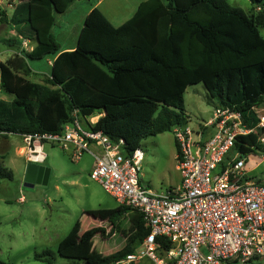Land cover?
Masks as SVG:
<instances>
[{
	"label": "trees",
	"instance_id": "trees-1",
	"mask_svg": "<svg viewBox=\"0 0 264 264\" xmlns=\"http://www.w3.org/2000/svg\"><path fill=\"white\" fill-rule=\"evenodd\" d=\"M72 1L19 0L9 19L3 13L2 21L36 45L0 62L1 89L14 95L11 101L0 99V135L60 132L77 112L88 128L101 130L113 142L124 140V149L133 152L146 137L189 121L184 95L198 83L214 105L237 110L249 126H257L253 107L264 99V0H251V13L228 0H144L120 25L94 6L77 46L60 51L54 25ZM21 39L9 41L20 45ZM55 54L51 77L33 81L28 60ZM95 116L98 120L89 122ZM261 134L259 128L238 136L233 150L243 156L261 153ZM12 177V170L0 163V178ZM127 210L135 231L131 243L106 256L86 253L74 259L108 264L136 251L150 232L142 213L120 205L108 213V222L115 232ZM100 229L104 235L105 229L90 228L79 245ZM158 240L171 246L164 237ZM34 257L54 264L50 250ZM0 264L13 263L0 259Z\"/></svg>",
	"mask_w": 264,
	"mask_h": 264
},
{
	"label": "built area",
	"instance_id": "built-area-1",
	"mask_svg": "<svg viewBox=\"0 0 264 264\" xmlns=\"http://www.w3.org/2000/svg\"><path fill=\"white\" fill-rule=\"evenodd\" d=\"M23 45L33 50L28 49L29 39ZM253 110L259 119L255 127L241 112L223 106H216L197 126L190 121L175 125L181 181L161 192L141 181L142 148L128 152L124 140L113 142L101 130L84 126L77 112L60 132L23 138L29 162L45 161V143L71 148L73 159L91 153V177L120 205L142 213L150 232L141 248L108 264H264V177H249L248 162L255 153L243 156L233 150L238 136L259 128L264 146V99ZM89 122L94 123L93 117ZM158 237L171 246L161 245Z\"/></svg>",
	"mask_w": 264,
	"mask_h": 264
},
{
	"label": "rangeland",
	"instance_id": "rangeland-1",
	"mask_svg": "<svg viewBox=\"0 0 264 264\" xmlns=\"http://www.w3.org/2000/svg\"><path fill=\"white\" fill-rule=\"evenodd\" d=\"M7 1L3 12L10 14L9 8L19 0ZM98 1L74 0L67 11L57 15L54 34L61 46L77 39L78 27L84 23L85 12ZM142 1L144 0H101L98 6L117 25L125 21ZM228 2L248 13L253 11L251 0ZM1 17L0 11V22H4L0 23V38L11 42L9 35L16 34V31L14 33L12 24L2 21ZM261 30L264 33V28ZM3 46L0 41V47ZM22 46L25 48L23 43ZM31 46L29 42L28 49ZM23 48L22 50H26ZM15 49L20 50L19 46ZM47 62L46 57L33 60L34 66H47ZM0 99L11 101L14 95L2 89ZM184 100L192 126L209 119L216 107L209 101V94L203 83L188 86ZM81 121L88 127L85 118H81ZM21 147H24V151H21ZM141 148L144 151L140 170L143 184L161 192L180 183L178 151L172 130L146 137ZM27 151V143L22 135L10 134L8 139L0 135V163L13 172L11 179L0 178L1 260L13 264H46L34 256L50 250L54 264H83L86 257L74 259V255L94 253L91 255L106 256L131 243L130 239L135 231L129 210L120 216L115 232L111 231L108 213L120 208V204L100 182L91 177L94 164L91 153L85 152L79 159H73L71 148L45 143L46 158L43 165L51 169L50 176L46 182L36 181L32 186H26L29 164ZM248 167L251 169L249 177L252 180L264 177V151L252 155ZM99 227L105 229L104 235L100 229L88 241L79 245V240L90 228ZM248 264L261 263L254 260Z\"/></svg>",
	"mask_w": 264,
	"mask_h": 264
},
{
	"label": "crops",
	"instance_id": "crops-1",
	"mask_svg": "<svg viewBox=\"0 0 264 264\" xmlns=\"http://www.w3.org/2000/svg\"><path fill=\"white\" fill-rule=\"evenodd\" d=\"M6 1L7 0H0V11H1V16L3 15V11L5 10V7H6ZM101 0H99L96 4H94L93 6H91L86 12H85V15H84V21H85V18H86V16H87V14L90 12V10L92 9V7H94V6H98V3L100 2ZM8 2V1H7ZM18 2H16L15 4H12V8L10 7L9 9H10V14H9V12H6L7 14V18L9 19L10 17H11V15H12V13H13V11H14V8H15V6H16V4H17ZM8 4V3H7ZM140 4V3H139ZM138 4V5H139ZM138 5H137V7H138ZM99 7V6H98ZM137 7L134 9V11H133V13L129 16V17H127L126 19H125V21L127 20V19H129L133 14H134V12H135V10L137 9ZM83 21V22H84ZM125 21H123V22H125ZM123 22H121V23H119V24H117V25H120V24H122ZM1 24H4V22H0ZM0 24V25H1ZM12 24V23H11ZM83 25H84V23H82V25H81V27H78V28H80L79 29V31H77V36L79 37V34H80V32H81V29H82V27H83ZM1 27V26H0ZM12 29L14 30L13 32L15 33V31H16V29H15V26L12 24ZM76 30V29H75ZM13 32H11V33H13ZM10 36V38H12V39H21V37L17 34V31H16V34H10L9 35ZM78 37H77V39L76 40H74V42L72 43V42H68L66 45H64V46H61L60 45V51H66V50H73L76 46H77V43H78ZM9 38V39H10ZM25 39V38H24ZM23 39V40H24ZM0 41L1 42H3V44H4V46L3 47H0V62H5L9 57H11V56H13L14 54L13 53H20L21 52V50H22V48H23V46H22V43H23V41H22V39H21V44L20 45H18L17 44V41H11V42H6L5 40H4V38L2 37V38H0ZM29 42H30V44L32 45V48H34L35 47V45H36V41L35 40H30L29 39ZM10 45V46H9ZM17 46H19V48H20V50L19 49H15V48H17ZM28 52H31V50L30 51H28ZM51 55H47L46 56V58L48 59V62H47V66H45V65H42V64H38V66H34V64H33V60L34 59H29L28 60V63H29V66H30V68L32 69V74H31V76H30V78L33 80V81H36V82H43L44 81V79H46V78H48V77H51V74H52V64H53V61L55 60V58H56V56H57V54H55L54 56H53V58L52 57H50ZM43 58H45V57H43ZM50 62H52V63H50ZM1 85V84H0ZM2 89L0 88V91H1ZM98 118H99V116H95V117H93V122H96L97 120H98ZM9 136H10V134L8 135V136H5V139H8L9 138ZM175 143H176V141H175ZM21 151H24V147H21ZM177 160H178V158H177ZM39 164H42L43 165V163H39ZM46 166V165H45ZM93 166H94V164H93ZM93 168V167H92ZM248 169H249V171H251V169L248 167ZM22 199H23V197H22Z\"/></svg>",
	"mask_w": 264,
	"mask_h": 264
},
{
	"label": "water",
	"instance_id": "water-1",
	"mask_svg": "<svg viewBox=\"0 0 264 264\" xmlns=\"http://www.w3.org/2000/svg\"><path fill=\"white\" fill-rule=\"evenodd\" d=\"M51 169L45 165L29 162L27 172H26V186H32L34 182H46L50 176Z\"/></svg>",
	"mask_w": 264,
	"mask_h": 264
}]
</instances>
